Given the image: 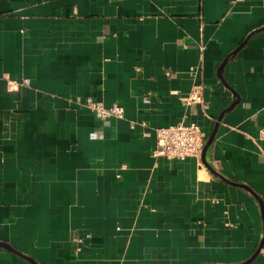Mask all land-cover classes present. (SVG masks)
I'll return each mask as SVG.
<instances>
[{
	"label": "crops",
	"instance_id": "0c3cea01",
	"mask_svg": "<svg viewBox=\"0 0 264 264\" xmlns=\"http://www.w3.org/2000/svg\"><path fill=\"white\" fill-rule=\"evenodd\" d=\"M263 125L264 0H0V264H264Z\"/></svg>",
	"mask_w": 264,
	"mask_h": 264
},
{
	"label": "built area",
	"instance_id": "2783aa9c",
	"mask_svg": "<svg viewBox=\"0 0 264 264\" xmlns=\"http://www.w3.org/2000/svg\"><path fill=\"white\" fill-rule=\"evenodd\" d=\"M244 1V0H240ZM195 71L194 68L191 69ZM29 80L21 83L10 81L8 88L11 91L18 90L20 86H29ZM204 87L195 85L190 96L185 100L187 105L203 103ZM81 107L92 111L101 121L110 119L122 120L125 118V111L119 105L106 107L103 103L92 97L86 98L78 103ZM144 126H146L144 124ZM156 146L153 151L155 159L165 158L170 161H185L187 159H200L206 144V134L195 124H179L167 128L154 130ZM258 139L264 140V125L259 133Z\"/></svg>",
	"mask_w": 264,
	"mask_h": 264
},
{
	"label": "water",
	"instance_id": "95a60500",
	"mask_svg": "<svg viewBox=\"0 0 264 264\" xmlns=\"http://www.w3.org/2000/svg\"><path fill=\"white\" fill-rule=\"evenodd\" d=\"M241 47H242V45H241ZM222 69H223V65H222V67H221V70H222ZM220 77H221V76H220ZM212 142H213V137H211V138L209 139V141L206 143V145H205V147H204V149H203V153H202V161L204 162V164L206 165V167H207L208 169H210L211 171H212V169L210 168V166H209L208 163L206 162V153H207L208 148L211 146ZM212 172L215 173L214 171H212ZM215 174H216V173H215ZM234 185H235V184H234ZM236 186L241 187V188L246 189L247 191L251 192V193L255 196V198L261 203L260 199H259V198L253 193V191H252L249 187H247V186H245V185H236ZM261 248H262V244L260 245V247H259L257 253H256V254L251 258V260L248 261L246 264L251 263V262L256 258V256L258 255L259 251L261 250ZM0 249L7 250V251H13V252H14V250L12 249V247H10L9 245H7V244H5V243H0ZM20 255H21V254H20ZM21 256H23V255H21ZM23 258L27 259V260H28L30 263H32V264H37L34 260H32V259H30V258H28V257L23 256Z\"/></svg>",
	"mask_w": 264,
	"mask_h": 264
}]
</instances>
